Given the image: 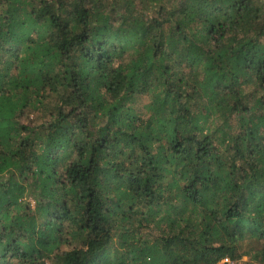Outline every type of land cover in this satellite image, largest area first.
Wrapping results in <instances>:
<instances>
[{"label": "trees", "instance_id": "16d2710c", "mask_svg": "<svg viewBox=\"0 0 264 264\" xmlns=\"http://www.w3.org/2000/svg\"><path fill=\"white\" fill-rule=\"evenodd\" d=\"M224 257L264 264V0H0V264Z\"/></svg>", "mask_w": 264, "mask_h": 264}, {"label": "built area", "instance_id": "2783aa9c", "mask_svg": "<svg viewBox=\"0 0 264 264\" xmlns=\"http://www.w3.org/2000/svg\"><path fill=\"white\" fill-rule=\"evenodd\" d=\"M233 263L234 261L230 260L228 257H224L218 262V264H233Z\"/></svg>", "mask_w": 264, "mask_h": 264}, {"label": "rangeland", "instance_id": "374dc122", "mask_svg": "<svg viewBox=\"0 0 264 264\" xmlns=\"http://www.w3.org/2000/svg\"><path fill=\"white\" fill-rule=\"evenodd\" d=\"M246 259H249V255H243L240 260H246Z\"/></svg>", "mask_w": 264, "mask_h": 264}]
</instances>
